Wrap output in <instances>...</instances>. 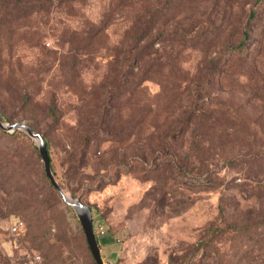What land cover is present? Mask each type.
Wrapping results in <instances>:
<instances>
[{"label": "rangeland", "instance_id": "rangeland-1", "mask_svg": "<svg viewBox=\"0 0 264 264\" xmlns=\"http://www.w3.org/2000/svg\"><path fill=\"white\" fill-rule=\"evenodd\" d=\"M15 2L0 117L104 264H264V0ZM38 145L0 128V264H96Z\"/></svg>", "mask_w": 264, "mask_h": 264}, {"label": "water", "instance_id": "water-1", "mask_svg": "<svg viewBox=\"0 0 264 264\" xmlns=\"http://www.w3.org/2000/svg\"><path fill=\"white\" fill-rule=\"evenodd\" d=\"M0 128L5 131L22 130L26 132L31 138L38 141L39 143L38 149H39L40 155L44 163L46 176L50 180L52 186L56 189V191L62 197L64 202L67 205L72 206L77 212V215L81 222L88 246L90 248L91 254L96 264H104L103 258H102V255L99 249V244H98L95 231H94V222H93L92 213L89 208L84 206L79 201H72L71 199H69L64 193L63 189L57 183L53 175V172H52L49 152H48V149H47V146H46V143L43 137L39 133H36L32 128L22 123L5 124L0 120Z\"/></svg>", "mask_w": 264, "mask_h": 264}, {"label": "trees", "instance_id": "trees-1", "mask_svg": "<svg viewBox=\"0 0 264 264\" xmlns=\"http://www.w3.org/2000/svg\"><path fill=\"white\" fill-rule=\"evenodd\" d=\"M10 1H12V2H10ZM7 2H8V3H12L13 6H16V5L18 4L17 2L14 3V0H7ZM139 61H140L141 64L143 63V65H146V64H147V61H145L144 58L140 59ZM144 61H145V62H144ZM51 111H52L53 114H54V108H52ZM0 120L2 121L1 117H0ZM17 131H18V130H17ZM22 133H23V132H22ZM45 143H46V146H47V149H48V152H49V144H48L47 141H45ZM49 156H50V155H49ZM47 178H48V177H47ZM50 184H51V183H50ZM51 186H52V184H51ZM52 188L55 189L53 186H52ZM55 190H56V189H55ZM261 225H262V224H261Z\"/></svg>", "mask_w": 264, "mask_h": 264}, {"label": "built area", "instance_id": "built-area-1", "mask_svg": "<svg viewBox=\"0 0 264 264\" xmlns=\"http://www.w3.org/2000/svg\"><path fill=\"white\" fill-rule=\"evenodd\" d=\"M22 227H23V222H18L17 224L12 226L11 230L13 233H18L21 231Z\"/></svg>", "mask_w": 264, "mask_h": 264}]
</instances>
